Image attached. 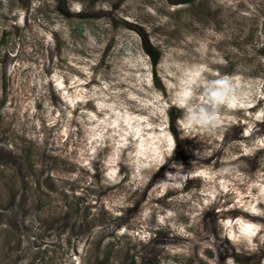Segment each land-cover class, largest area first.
<instances>
[{"label": "rangeland", "instance_id": "rangeland-1", "mask_svg": "<svg viewBox=\"0 0 264 264\" xmlns=\"http://www.w3.org/2000/svg\"><path fill=\"white\" fill-rule=\"evenodd\" d=\"M0 264H264V0H0Z\"/></svg>", "mask_w": 264, "mask_h": 264}]
</instances>
